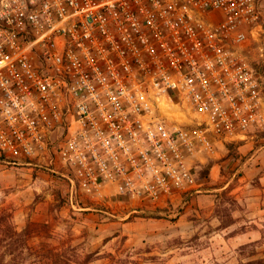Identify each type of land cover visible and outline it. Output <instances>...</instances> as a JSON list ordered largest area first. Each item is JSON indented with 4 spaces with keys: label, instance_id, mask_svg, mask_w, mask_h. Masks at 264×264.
I'll list each match as a JSON object with an SVG mask.
<instances>
[{
    "label": "built area",
    "instance_id": "built-area-1",
    "mask_svg": "<svg viewBox=\"0 0 264 264\" xmlns=\"http://www.w3.org/2000/svg\"><path fill=\"white\" fill-rule=\"evenodd\" d=\"M263 30L261 0H0V155L54 145L95 201L198 193L201 157L264 130L241 52Z\"/></svg>",
    "mask_w": 264,
    "mask_h": 264
},
{
    "label": "rangeland",
    "instance_id": "rangeland-1",
    "mask_svg": "<svg viewBox=\"0 0 264 264\" xmlns=\"http://www.w3.org/2000/svg\"><path fill=\"white\" fill-rule=\"evenodd\" d=\"M261 4L264 12V0ZM243 45L242 55L264 93V30ZM251 135L255 137L254 150L242 154L235 142H228L223 151L216 148L214 154L201 157L196 169L199 192L153 211L159 215L145 217L140 213L147 209L130 201L110 198L97 202L79 197L78 190L73 191L77 196L73 209L70 203L65 205L69 187L59 173L39 167L38 160L32 161L37 167H28L0 155V264H264V233H255L251 243L236 248L221 243L223 234H219L220 228L232 222L238 226L229 235L239 229L251 230L244 224L248 217L264 222V214L255 213L264 212V202L248 210L247 204L242 207L235 199L264 197L259 180L264 168L257 172L246 169L253 152L264 150V130ZM55 149L53 145L52 157ZM212 164L218 166L212 170ZM36 172L49 176L52 189L61 197L55 209L65 205V212L48 223L28 220L23 224V217L34 211L42 193L11 197L29 188V182L38 177ZM79 207L87 210H77ZM29 223L30 235L10 246L4 236L8 226L22 231Z\"/></svg>",
    "mask_w": 264,
    "mask_h": 264
},
{
    "label": "crops",
    "instance_id": "crops-1",
    "mask_svg": "<svg viewBox=\"0 0 264 264\" xmlns=\"http://www.w3.org/2000/svg\"><path fill=\"white\" fill-rule=\"evenodd\" d=\"M252 133H253V131L247 133V135L245 137H243L241 139V141L239 140V141L235 142L237 144V150L240 153L243 154V151L248 152V151L254 150L253 142L255 140V137L253 135H251ZM225 144H227V143H219L216 146L219 150L223 151L224 149H226ZM262 148H258L257 150H255L253 152V154L251 155V157L247 161L248 167H246V169H249L251 172H257L258 170H261L264 168V150H262ZM32 161H33V159L18 158L15 160L14 164L25 165L28 167H32V166L37 167L35 165V163L34 164L32 163ZM37 162L39 163V167H45V169L48 168L50 171H52L54 173H59L63 178H65L67 180L66 185L69 187V200L67 199L65 201L66 202L65 205H67V203H70L71 207L74 209L75 206H74L72 201L75 200L77 198V196L76 197L73 196V191H77V189L71 183V174L68 171V169L57 160L55 155L52 157L51 152L46 155L45 160L41 161V159H40ZM217 166H218V164H212V166H211L212 170H214V168ZM30 170H32V169H30ZM36 175H38V177H36L34 179V181L29 182V188L22 189L21 192H18L17 194H13L11 197L13 199H19V196H25V195L30 196V194H28V193H35V192H36V194L42 193L41 200L35 205L34 211L30 214V216L25 215L23 217V224L25 222H27L28 220L33 221V222H37V223H48L49 221H51V217L54 216L57 219H60V217H63L62 212L63 211L65 212V210H64L65 205L59 209H55L54 205L57 204L58 202H60L61 199H59V198H61V197L59 196V194L57 193L56 190L52 189V184H51L52 181L48 180L49 176L47 174L46 175L43 174V172H36ZM259 180L261 181V185L263 186L261 188V192L264 194V173L261 174ZM233 192H235V190ZM104 193L106 195H109V197L113 198V196H111V195L115 194V189L113 187L108 186V187H106ZM79 194L81 195V196H79L81 198H88L87 196L81 194L80 192H79ZM113 199H117V198L114 197ZM235 199L237 200V202H239V204H241V202H242V207L244 204H247L248 210H250L249 206H253V205L258 206L259 204H263V202H264V197L262 199L256 198L254 201L252 198H244V200H242V198L237 197V196ZM105 200L108 201V199H105ZM105 200H103V201H105ZM119 200L122 201L124 199L119 197ZM97 202H99V201H97ZM249 203H251V204L249 205ZM262 206L263 205H261V207ZM244 208H245V206H244ZM77 210H87V208L79 207ZM56 211H59V212L56 214ZM255 213L260 214V215L264 214L263 210H259V211L257 210ZM248 219L249 220L247 222H245L244 224H248L249 227L251 226V228H250L251 230H247L248 228L247 229H239V232L237 234L229 235L231 232H233V230H234L233 228L236 225L238 226L237 222H232L229 226H225L223 228H220L221 230H219V234H221V233L223 234V240L220 242L221 243L223 242V244H225L227 246H231V247L236 248L242 244L251 243L253 241L252 238H253L255 233H264V229L261 230V228H264V222L261 223V219L260 220H254V218L252 219V217H248ZM180 220H181V218H180Z\"/></svg>",
    "mask_w": 264,
    "mask_h": 264
},
{
    "label": "trees",
    "instance_id": "trees-1",
    "mask_svg": "<svg viewBox=\"0 0 264 264\" xmlns=\"http://www.w3.org/2000/svg\"><path fill=\"white\" fill-rule=\"evenodd\" d=\"M187 198V197H185ZM184 199V198H183ZM153 211H156V210H147L146 212H142L140 213V216H149V215H159L160 212H153ZM158 213V214H157ZM3 220V218H2ZM32 225L29 223L25 226V228L22 230V231H16L15 228L13 226H8L7 228V233H5V238L7 237L8 240H9V245H15L16 243L20 242L21 240H24V237L27 236V235H30V227ZM33 226H36L33 224ZM4 238L2 237L1 238V241H3ZM88 259V256L85 258V261H87Z\"/></svg>",
    "mask_w": 264,
    "mask_h": 264
}]
</instances>
